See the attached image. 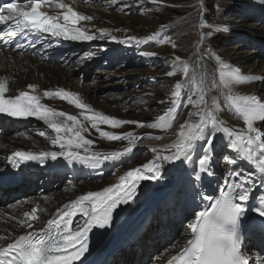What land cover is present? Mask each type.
<instances>
[{"label":"snow or ice","instance_id":"6c2138e0","mask_svg":"<svg viewBox=\"0 0 264 264\" xmlns=\"http://www.w3.org/2000/svg\"><path fill=\"white\" fill-rule=\"evenodd\" d=\"M151 2L158 3L159 0ZM253 3L264 8V0H253ZM53 7L59 11L54 13ZM214 7L219 11L218 6ZM198 12L201 32L197 51L192 61L178 55L173 57L166 76L173 78L180 74L182 78L175 82L168 97L170 106L152 122L105 114L94 109L79 93L64 87L44 89L40 95L37 94L39 85L28 84L25 90L17 89L13 95L12 81L0 77V113L13 118L36 117L54 134L50 143L58 149L14 150L6 156L7 165L14 169L30 162L44 165L48 161H63L66 165L79 164L100 170L106 164L130 156L143 139L163 138L151 133L138 135L135 131L117 132L115 129L131 125L168 132L183 115L181 110L187 109L171 143L152 148L153 159L124 172L116 183L63 204L46 222L41 221L39 212L43 209L39 205L24 211L22 218L12 217L15 226L24 231L19 235L12 232L0 235V264H87L86 254H90L93 230L111 229L117 210L122 211L121 206L136 202L142 182L159 183L165 177L164 165L176 166L177 162L183 167L186 187L191 189L193 199L198 196L206 203L187 224V238L168 264H264V256L244 247L247 235L264 237V102L257 95H240L233 91L237 85L264 83V76L244 74L235 65L223 61L214 50L208 51L207 39L230 32V26L207 20L206 2L199 4ZM94 19L93 15L76 11L64 0H12L0 6V41L9 48L15 42V50L26 46L35 49L38 43L47 49L50 44L40 37L90 42L108 33V29L97 34L95 29L89 28L86 22ZM166 31L167 26L161 25L158 31L144 37L128 36L120 42L129 46L170 44L176 49L177 44L165 34ZM111 38L117 40L116 36ZM0 51L4 48L0 47ZM141 55L153 57L157 53L145 51ZM211 59L217 62L219 83L215 77L210 79L204 69L205 62ZM84 60L85 57L76 58L79 63ZM214 89L220 90L225 104L243 121L244 127L229 126L221 118L223 109L218 97H209ZM42 99L64 101L79 110L78 114L58 110ZM93 131L99 140L122 142V147L97 149L96 139L89 138ZM39 135L45 136V132L41 131ZM217 140L224 141L229 150L221 157L226 171L218 194L207 195L199 191L198 185L215 177ZM242 164H247L252 171L246 172L240 167ZM250 212L255 215L249 216ZM38 221L42 227H35Z\"/></svg>","mask_w":264,"mask_h":264},{"label":"bare ground","instance_id":"6f19581e","mask_svg":"<svg viewBox=\"0 0 264 264\" xmlns=\"http://www.w3.org/2000/svg\"><path fill=\"white\" fill-rule=\"evenodd\" d=\"M93 4L87 6L86 4H82L80 2H70L68 0H64L65 3H68L74 7L76 11H79L86 15H93L95 19L91 22H86L89 28L95 29V31H99V29H108V33L104 36L105 41L110 43H117L120 40L126 39L128 36H136V37H144L152 32L158 31L159 28L149 27L147 24H142L138 29L134 27L133 21L128 20L124 15L117 14L112 12V10H121L122 8H126L128 3L125 4L126 0H91ZM250 3L253 7H256L259 11H261L262 7L253 3V0H250ZM250 7V6H249ZM258 15V14H257ZM242 19V18H241ZM83 23V22H82ZM261 25V24H260ZM254 26V25H253ZM255 30H264V25L262 26H254ZM204 31H207L205 29ZM112 36H116L117 40L113 41ZM98 39H101L98 36ZM104 41V40H103ZM57 41L53 40V43H49L50 46L47 49H44L42 46L36 49H29L28 51L15 50V48H9L6 45H1L0 47L4 48V51H0V77H6L11 82L10 90L12 94H16V90H25L28 84H37L39 85V90L37 94L42 95L44 89H53L55 87H64L73 92L79 93L83 99L92 105V107L96 110L102 111L105 114L115 116L120 119L125 120H137V121H150L153 115H157V111L159 108L153 109V111L145 112L142 110L134 112L129 111L131 108L126 103L135 101L140 95L141 92H150L145 89H141L139 91L130 90L127 93H123L121 91L117 92L116 88L113 87L117 82H125L129 81L127 79L132 78V81L142 82L143 78L141 75L145 73H151V68H133L129 70L116 69L110 71L119 76L118 79L114 80L112 77H107L106 75H101V71L95 70L90 74L89 81H81L74 72L73 69L86 67L87 62L83 63L76 62V58L78 57L75 52H64L60 55V60L50 59L49 51L52 48L56 47ZM68 46H75L80 44V41H66L64 43ZM62 45V44H61ZM93 46V45H89ZM99 46V45H98ZM102 47H106L103 45ZM138 47H144L151 52H155L157 54L164 55L168 59H173L175 54L172 51V48L169 45H159L149 43L146 45L136 46L133 45L131 48L133 50H137ZM239 45L233 46V50L231 53L233 56L229 54H225L221 58L225 62L233 63L239 70H241L244 74H255L264 76V62L261 63L262 68L257 69L253 66H250L247 63L249 57L252 56V51L246 50H238ZM102 53V52H101ZM123 56V61H126L127 64L132 63V65L136 64V61H127L124 58L126 56L125 52L119 53ZM114 56V55H113ZM110 57L114 61V64H120L118 61L120 58L117 55L113 58ZM235 61L237 64H234ZM83 64H85L83 66ZM91 64V62H90ZM261 67V66H260ZM93 68V64L90 69ZM210 66V72H211ZM74 70V71H75ZM72 72L77 77L72 76ZM109 73V72H106ZM208 73V72H207ZM132 76V77H131ZM209 76V74H208ZM181 79V76L178 80ZM117 81V82H116ZM104 87L108 88L109 91L107 96L100 97L98 95V91L100 88ZM264 87V83L253 82L251 84L245 85H237L234 87L233 91L236 94L244 95H257L260 97L263 95L260 90ZM264 89V88H263ZM218 94L221 95L219 89ZM162 91V92H161ZM162 93L161 98L159 100H164V102L171 103L170 97L171 91L166 92L160 90V94ZM210 97V96H209ZM219 102L222 106L221 118L226 120L229 126L234 127H244L243 121L236 118L235 115H232L231 110L221 101L223 96L218 95ZM158 99V98H157ZM116 100H119L123 104L119 108L118 104H108L109 101L114 103ZM42 102L48 103L50 106L56 107L58 110L68 111L72 114H78L77 109L73 106L68 105L64 101H60L59 99L55 100H46L42 99ZM155 102V101H154ZM263 102V101H262ZM148 103L146 102V105ZM183 115L177 119L174 123L173 128L168 132H161L158 130L151 129H138L131 125L123 126L121 129H115L114 131L122 132V131H135L138 135H144L146 133H151L152 136H162L163 138L160 140L153 138H145L139 142V146L134 150H145V155L141 158L133 157V154L130 156L124 157L121 161H118L114 164H106L100 170H94L89 167H85L83 165H66L65 162H52L48 161L44 165H40L36 162H30L24 166H22V170L24 171V179L21 182L16 183V186L4 190L3 194H15V198L10 202V198L5 197V203H3V198H0V235H7L8 232H12L14 235L22 234L24 229L18 228L15 226L16 221L12 219V217L22 218L24 211H30L32 207L39 205V208L43 209V211L39 212L41 221L46 222L48 219L52 217V214L55 213L56 209L62 206L63 204L76 199L78 196L85 194L89 191H99L104 187L109 186L118 181V177L124 172L139 167L147 161L153 159L155 153L152 152V148H160L164 144L171 143V141L175 138L174 133L178 130V126L183 122L184 116L186 115L187 109L181 110ZM260 126V125H258ZM19 129H10L9 127H0V171L3 169L4 161L6 160V156L11 154L14 150H58L53 148L50 143V138L54 135L50 130H47L44 123L37 119L36 117L32 119H28L22 123L21 126H18ZM112 130V129H108ZM264 130V129H262ZM41 131L45 132V136H40L39 133ZM89 138L96 139L95 147L99 150H115L117 148L122 147V142H108L101 141L98 139V135L93 131ZM222 140H217V142H221ZM219 167L222 168V176L220 177L215 174V177H209L202 186L198 185L199 191L207 194V195H217L218 189L223 184L224 173L226 171V166L222 161L218 163ZM223 165V167H222ZM115 167V174L111 178H98L106 168ZM246 172L252 171L251 168L247 164L240 165ZM55 169L61 170L63 168H68L71 171V174H81V179L76 180L71 177H67L68 179L62 180H53L52 187L54 188L57 184L64 183V188H69L70 193H62L61 191H57L54 189H49L45 185H43L39 180L36 179L35 176H46V174L50 171H54ZM165 177L170 180H175L176 185H179V189L173 192L166 198L164 209H159L157 213H169L176 223V232L174 234V238L171 244L165 245L162 249L158 250L154 256V259L151 263L148 264H164L169 258L179 250V247L183 245L187 236L186 229L187 224L194 218V214L197 211L203 210L205 206V201H202L197 196L194 200L196 203L192 204L191 198H193V193L191 189L186 187V176L184 174L183 167L179 165L177 162L176 166L165 164ZM216 172V167H215ZM49 175V174H48ZM163 181V180H162ZM142 189L140 190L141 194L137 198L136 202L131 205H123L122 211L117 210V216H115L114 225L109 232L108 238L105 240L103 245L98 250V259L110 258V251L114 244L120 243L123 244L127 242L125 240L122 242L127 236H129L131 230L133 229L134 222L140 215L141 201L145 200V198H149L150 192L152 190L158 189L160 192L169 191L170 188H167V184L161 185V182H151L144 181L142 182ZM141 185V186H142ZM28 192V193H27ZM26 198V199H25ZM146 198V199H147ZM151 200V198H149ZM27 201L28 203H24ZM149 202V201H148ZM153 202V201H152ZM181 203V205H179ZM198 203V204H197ZM147 205V203H145ZM188 204V208H184L183 205ZM139 215V216H138ZM255 214L249 213V216H254ZM186 216H188L187 220H183ZM152 221L148 224V227L145 226L141 229L139 236H147L148 228L152 223L157 222L158 214L154 213L151 215L150 220ZM43 224L41 222H37L35 227H42ZM157 241L160 240V237L156 238ZM260 240V237L257 241ZM246 242H244V247L246 248ZM264 246V240L260 242ZM154 245H152L153 247ZM247 249V248H246ZM154 250V249H153ZM136 252L128 251L125 253L121 251L119 253L120 256H123L121 260H119V264H133V259L136 255ZM143 252V251H141ZM144 255V253H143ZM152 256V257H154ZM126 257V258H125ZM118 258V255L114 256L112 261H115ZM151 258V256H150ZM97 259V260H98ZM115 264V262H113ZM139 264H143V262H139Z\"/></svg>","mask_w":264,"mask_h":264},{"label":"rangeland","instance_id":"374dc122","mask_svg":"<svg viewBox=\"0 0 264 264\" xmlns=\"http://www.w3.org/2000/svg\"><path fill=\"white\" fill-rule=\"evenodd\" d=\"M78 2L86 4L87 6L93 4V1L91 0H78ZM202 2H206L207 5V20L214 21L219 25L227 24L230 26V32H221L220 34L214 35L207 39V50H214L221 57L225 54L233 56L231 54L233 53V46L239 45V49L235 51H252L253 54L248 58L247 63H249L250 66H253L254 69H261L263 66L261 65V63L264 62V30L258 31L253 27L256 25H264V9L259 11L256 7H253L251 5L250 0H159L158 3H152L151 0H126L125 4L128 3V6L126 8H122L121 10L111 9V11L117 14H122L128 20L133 21L134 27L136 29H138L142 24H147L149 27L151 26L153 28L159 29L161 25H166L167 31L165 34L170 37L172 42L177 44V48L172 49L175 56L178 55L184 60L192 61L197 51V41L199 40L201 32L199 26L200 14L198 12V6ZM214 5L218 6L219 11L216 10V7H214ZM100 30L101 29H99V31ZM99 31H97L96 33L98 34ZM105 39L103 37L92 44H88L93 46L85 45L81 48H63L60 51L53 52L51 54V58L60 60V55L67 51L75 52L78 57H85L84 61H86L88 65H86V67L80 66V68H77L76 70L73 69V72L80 79H82L81 81L85 82L89 81V79L92 78H90V74L95 70L101 71V75L103 76L108 74L107 77H112L114 80H116L119 76L115 75L113 72L112 74L110 73V71L114 68L128 70L127 72H130L129 70H132L133 68H151V73H145L141 75V77L143 78L142 82H135L132 81V78H129L127 79L129 81H125L122 83L116 81L117 83H115L113 87L116 88L117 92L121 91L123 93H127L130 90L139 91L142 88L150 91L139 93L140 95L138 96V98L140 99H137L134 102L127 101L126 104L131 107L129 111L132 112H134V110L135 112L142 110L150 113V111H153V109L159 108L160 110L156 112L157 115H153L151 117V120L146 122L154 121L171 104H169L168 102H164V100H159V98H161L162 96V93L160 94V90L166 92L172 91L175 82L181 75L178 74L173 78H169L166 76V73L171 70L172 60L166 58L164 55L157 54L153 57L143 56L141 55L142 52L149 51L144 47H138L137 50H133L128 44L120 42L124 41L125 39L120 40L117 43H110L105 41ZM103 45H106V47H102ZM123 52H125L126 55H131L126 56L124 58L125 60L136 61V64L132 65L131 62L130 64H127L126 61L122 62L123 56L119 53ZM116 55L118 58H120V60L118 61V63L120 64L117 65L114 64V62L116 61H114L112 58L110 59L111 56H113L114 58ZM92 64L93 68L90 69ZM234 64L238 65L239 63L235 61ZM84 65L85 64H83V66ZM193 66L195 65L193 64ZM210 66L212 68L211 72ZM204 69L206 73L208 72L207 75L209 74L210 79L215 77L217 83H219L218 74L216 72L217 62L214 59L207 60L205 62ZM73 72L72 76L76 77ZM152 77H155L156 79L153 80L151 79ZM263 88H261L262 90H260L263 95L259 100L264 102ZM108 91V88L104 89V87H102L99 89L98 95L105 98ZM213 95H219L220 98L221 96H223L218 94L217 89H214L211 93H209L210 97ZM160 101H163V103H159ZM221 101L225 104L224 97L221 98ZM146 102L148 103L147 105ZM108 104L122 105L123 102L121 103L119 100H116L114 103H111V101H109ZM121 105H119V108ZM236 118L238 117L236 116ZM216 143L217 155L214 163V168L216 167L215 174L220 177V175L222 176L223 174L222 168L219 167L218 163L222 161V155L229 150L224 146V141H216ZM134 151L135 153L133 154V157L135 158H141L143 155H145V150L142 151L137 149ZM114 170L115 167L106 168L97 177H103L107 179L111 178L113 176ZM80 175L81 174H78L75 177V181L81 179ZM67 177H69V174L64 175L63 180L68 179ZM160 182L161 185L167 184V188H170V190L163 193L159 191V188L152 190L149 196L151 200L146 197L147 199L145 198V200L141 201V207H143L140 209V216L138 215L139 217H137L134 222L135 228L132 232V235L135 236L126 237L122 241L124 242L125 240H129V243L131 245H138L139 248H141V245H143L144 248L149 249L151 252L147 257H149L150 263L154 259H156V256L154 255L156 252H158V250L162 249L165 245H167V243L171 244V237L176 232V223L173 217L169 213L159 214L157 212L159 211V209H164L163 206L165 205L166 198L173 192V190L175 192L177 189H179V185H176L175 180H170L168 178ZM51 189L61 191L62 193L71 194L69 188H64V183L57 184L54 188ZM257 195H259L258 192ZM190 202L192 204L196 203L193 198H191ZM145 203H147V205ZM179 205H181V203H179ZM183 207L188 208V204H184ZM154 213L158 214L157 222H154L149 226L147 236L140 237L139 233L141 229L145 226L148 227V224L152 221V219L150 220L151 215L153 216ZM187 218L188 216H186L183 220H187ZM158 233H160V235H158ZM157 237H161L165 239V241H157ZM259 237L260 240L257 241ZM262 240H264V237L256 234H249L244 242H246L245 245L249 252H258L261 256H264V246L260 244ZM152 245L154 246L152 247ZM143 253L146 255L147 251L143 249ZM119 258L120 256L116 258V260L114 261L115 264H119Z\"/></svg>","mask_w":264,"mask_h":264}]
</instances>
